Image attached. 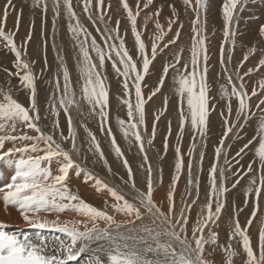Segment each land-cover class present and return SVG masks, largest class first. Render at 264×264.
Returning <instances> with one entry per match:
<instances>
[{
  "label": "snow or ice",
  "instance_id": "6c2138e0",
  "mask_svg": "<svg viewBox=\"0 0 264 264\" xmlns=\"http://www.w3.org/2000/svg\"><path fill=\"white\" fill-rule=\"evenodd\" d=\"M97 5L103 8L104 0H96ZM185 5H189L191 0H183ZM240 0H227L224 4L223 16L225 21V37L230 35L228 30L229 25L231 24L234 16V12L237 10V5ZM12 0H8V5L11 6ZM36 7H43V10L47 11V3L45 0H34ZM59 3L60 0H53V12L56 16H59ZM87 3L90 4V0H87ZM148 4L152 3V0H147ZM197 5L200 7L204 6L203 0H196ZM65 7L71 16H75V13L72 9L71 0H64ZM123 8L128 13V20L131 22V30L135 36V46L138 47L139 52L142 55V71L146 75L149 72L150 68V59L145 52V44L142 42L140 34L137 32L136 28V16L133 15L131 9L129 8L126 0H121ZM147 6V4L145 5ZM87 11V7L85 8ZM8 9L4 10V19L7 18ZM158 15V13L156 14ZM100 20L103 21L104 17L101 16ZM174 21H169V31H171V24ZM194 25L199 23L197 18L193 22ZM79 22L77 21V26L74 28L69 25V30L76 33L79 28ZM157 29H162V26L157 22ZM106 33L108 29L104 30ZM115 32L116 38H119V21L116 22V28L112 29ZM192 45L190 48V61L182 65L183 71L178 70V80L174 82L178 84L176 92L181 102V113H180V132H183L185 123L189 122L193 130H199L203 134L204 130L207 127L208 116L210 111L209 105V88L207 84V66L206 62L208 59L207 48L205 46V39L198 38L200 36L199 31L195 28L192 29ZM87 35V33H85ZM234 35V34H232ZM260 36L264 37V28L260 29ZM0 37L7 41V43L12 47L13 51H16L15 43L11 35H6L3 28L0 27ZM31 38L30 35L28 37ZM179 38V32L175 34V38L169 40L164 47H168L169 44H175L176 40ZM104 39H112L111 35H105ZM157 39H162V36L157 37ZM87 44V40L82 41L78 47L82 54V62L78 63L80 68L81 78L84 80L82 85L83 99L87 101L89 105L92 106L94 112L95 108L99 107V115L106 122L108 113L104 111L108 107V92L105 88L104 81L101 78L99 72L95 71L97 65L91 63V56L89 51L84 45ZM233 44L235 41L233 40ZM92 50L97 53L99 58V66L103 67L105 61V53L101 48L97 46L96 40L93 38L91 41ZM158 45L153 42L151 47L152 59H155ZM109 48L115 52V55L119 57V63L123 65V75L126 77L123 87L126 90L125 95L128 94L127 90L129 89V84L127 82V77L129 73H135L134 88L136 96L135 111L133 110V105L129 100H123V103L127 105V117L129 121L135 120L134 123L128 124V129L124 128L125 120H118V125L121 128L125 138L129 135V130L138 129L139 125L145 124V110H144V98L142 95L141 84L143 81L144 75H141L137 69V64L133 62L132 56L129 54L124 41L121 39L120 44L117 48L116 45H109ZM250 52H255L256 49L252 48ZM223 53V49H221ZM183 49L175 54V63L171 65H165L163 68V73L161 78L158 81V86L154 88L151 92V95L148 99H151L152 96H155L157 92L160 91V88L163 87L164 79L169 71V67L175 68L177 64H180L182 57ZM203 54V60L205 66L201 68L200 58ZM108 58L111 59V52L108 54ZM248 57L245 56V60ZM16 61L17 67L21 70H28L24 75L20 76V81L23 86L30 90L32 98V110L36 111V87H35V77L32 72L29 70L28 63L21 62V55L19 51H16ZM223 62V61H222ZM261 65H264V59L260 61ZM63 80L65 82L64 92L67 96L69 91L70 73L66 66H63ZM113 68L120 73L121 70L117 66L116 62L113 61ZM19 75V72L16 73ZM199 77V79H198ZM231 81V77H229ZM59 88V84L57 83ZM243 88V84L240 85ZM261 87L264 88V81L261 82ZM222 94H226L225 90L221 89ZM232 94L235 95L239 101L237 115L244 113L245 108L247 107L246 98L250 99L246 92H241L235 87L232 89ZM252 95H256L255 90H253ZM186 101V108L188 115L184 114L183 104ZM74 103L73 100H68L65 103V99H61L60 105L67 112L68 107ZM260 104H264V100L260 101ZM259 107V105H257ZM229 113L231 112V106H228ZM39 119V116L33 117L30 115L29 109L22 106L19 102L13 99L10 95H3V102H0V132L5 133L0 135V150L4 147V142L16 140L20 141H32L35 140V144L27 145L21 148L10 149L8 152L0 153V159H3L6 156H10L13 152H22V153H39L43 152V155H28L27 158H21L16 162V171L15 174L11 177V182L7 183L4 186H0V193H3V205L5 209L9 206L15 207L21 218L25 223L32 229L37 231L45 230L48 228H54L57 231L66 233L69 237L67 242H61L59 246L55 249H50L49 245L39 236L37 239L39 243H33V241L25 235L23 239L19 237L15 232L6 231V225L0 223V264H69L70 261L77 260L80 253L84 251V247L77 248L78 241H98V240H107L111 247L107 249H98L103 250L107 256L109 264H210V262L205 259L203 253L205 251L204 245L211 242L215 244L217 241V234L212 232L209 233V238L205 239L204 231L208 228L210 222H215L219 219V215L224 208V204L220 203L217 199L216 207L213 209L212 198L214 196L223 195L226 192V189L223 187L217 188V168L212 166L210 168V194L206 198L207 203L201 208L198 218L195 225L191 228V236L188 235V217L185 215L186 212H190L191 205H187L184 208H181L177 213L175 208L174 195L176 190V183L179 180V174L184 168V161L180 155V149H176L177 153V162L175 164V171L177 175L173 178L172 185L167 193L168 208L167 211L162 210L153 200V180H152V169L151 166L147 169V191H140L136 189L135 180L133 178L132 169L129 166L127 160H124V167L128 171L129 181H131V188L137 192V195L134 197L138 201V205L129 202L125 199L123 195L118 193L113 188L104 184L99 179H95L90 173H85L84 180L85 182L89 180H94V187L97 192L106 190L110 196L117 202L112 205L116 212L125 214L129 217L134 216L135 220H142L145 215L151 220L153 227L142 226L140 232L146 233V236H113L107 228L99 229L96 226L97 220L107 221L109 225L114 223L112 216L108 215L105 211L99 210L83 199L78 195L72 193L69 189L68 184L66 183L69 178L70 170L77 168L73 159L71 158L70 151L78 152L76 146V135L72 130V119L69 114L68 117V126H69V136L66 138L61 133V139L66 142L70 138L71 148L70 150H64L60 143H57L51 134H44L41 132V129L36 123H33V120ZM155 119L158 121L159 116H156ZM227 123V121H225ZM23 124L29 129H33L35 132L40 133L39 136L33 137L30 135H21L19 137L11 135L9 133L15 132L17 125ZM59 127L58 123L56 125ZM232 128L228 127L224 133L225 137L228 132H231ZM260 131L264 132V122L260 124ZM131 134L135 137V141L138 143L140 151H144L143 140L139 131H132ZM88 135L90 137L89 151L94 149L95 153L99 154V158L104 160V154L100 148L99 143L96 141L95 136L89 131ZM108 135H112L111 129H108ZM152 136H155V123L153 124ZM40 142H43L46 147L41 148ZM149 144L152 143L150 139ZM221 145H223V140H221ZM112 146L115 150V153L118 157H122L123 153L121 152L120 147L115 141V137H112ZM248 145H245L247 148ZM165 148H167V142L165 141ZM244 149H241L243 152ZM217 157L221 153V147H217L216 150ZM192 153L190 152L189 155ZM239 154V153H238ZM256 155L258 156L262 166H264V139H261L259 147L256 150ZM57 164V173L53 175L50 165L53 162ZM145 161H147V156L145 155ZM106 163V161H105ZM110 170V169H109ZM189 175L191 176L192 165L189 162L188 165ZM83 170H78L76 174L79 176ZM249 171H251V166H249ZM221 176L223 173L220 174ZM126 181L125 183H129ZM162 182V181H161ZM236 183H239L237 181ZM193 181L189 180V188L192 187ZM252 185L256 184L255 180L251 181ZM235 187V184L233 185ZM262 189H264V177L261 178L260 186L249 187L247 194H252L254 191L257 199L261 196ZM191 193L189 192L188 195ZM198 198V193H197ZM123 201V203H119ZM196 201L193 200L194 204ZM107 203V202H106ZM182 203H186L182 199ZM66 210H71L76 214L84 218L83 221L72 222L73 226H69V222H61L58 218L60 213L65 212ZM143 210V211H142ZM259 210L258 205L256 210L251 214V218L247 221V224L251 226L253 220L257 216V211ZM57 214V219L49 221L47 219H41V214ZM135 220L130 221L134 223ZM88 222L92 223V227H88ZM234 227L232 230V236H239L242 241L243 251L247 256V264H264V227L259 231V255L254 252L251 239L247 231L243 230L239 221L234 220ZM76 224H82L84 230H79L76 227ZM261 224L264 225V219L261 220ZM119 227V226H118ZM149 238L155 243L153 247L149 243ZM162 238L163 242H162ZM131 240L134 243L130 246L126 241ZM120 241H125L120 243ZM143 243L147 245L144 249H137L136 244ZM194 244V247H193ZM178 245L180 251L177 252L176 246ZM213 252L216 249H212ZM153 252V253H162V258L159 256L154 260H148L145 258L144 253ZM237 253L229 252L228 258L225 260V264H232L231 257L235 256ZM94 264H101L99 258H96Z\"/></svg>",
  "mask_w": 264,
  "mask_h": 264
},
{
  "label": "bare ground",
  "instance_id": "6f19581e",
  "mask_svg": "<svg viewBox=\"0 0 264 264\" xmlns=\"http://www.w3.org/2000/svg\"><path fill=\"white\" fill-rule=\"evenodd\" d=\"M29 1H33V0H29ZM45 1L48 5V9L50 10L48 14L46 13L48 11L45 12L46 15L49 17V15L51 13V16H53V14H55V13H53V5L49 4V2L52 3L53 0H45ZM73 1H75V5L78 6V9H77V7L75 9H77V13L79 14V16L82 17V20H84V18H86V20L83 21V22H85V23H83L84 25L82 24L83 28L80 26L77 29L76 33L70 31L68 28V30L71 34L70 39H68V34L66 32V29L63 27V25L62 24L57 25L55 27L56 28L55 32L58 35L59 39H56L57 40L56 44L58 45L59 49L58 48L57 49L60 50L61 54L57 53V50H55L56 48L53 49L54 51H52V48H51L52 46L50 43L49 48L51 50L50 51L48 50L47 55H46V53L44 54V52H43L41 42H40V41H43V44H44L45 39H40V38H41L42 33H43L42 28L44 27L43 26L44 24H46V28H48V30H49V28L50 29L52 28L51 27V25H52L51 18H48V19L45 18V19H47L46 22H45V20L43 21V19H41V18L40 19L36 18L37 20H35V21L30 19L29 15H27V9H29L27 7V3L24 1H21V0H16L15 3H17V5L19 7L24 8L26 10V14H25V16H23L24 18L21 19L22 20L21 21L22 31L20 32L18 37L20 40L22 39L21 41L25 42V38L23 40V37L28 36L27 33H28L31 25L35 22V25H36L34 27L35 30L33 29V31H35V37H34L33 41L30 43L31 48H29V47H27V48L30 49L29 51H30L31 55H33L36 59H38L37 70L42 72V69L44 67H47V66L49 67V65H50V67L52 69V71H51L52 73L50 72L51 75L49 74V76L45 77V79H43L44 76H41L42 77L41 79H39L37 77V79L34 80L35 87H36L35 100L38 101L39 106L38 107L36 106L37 110L33 111L32 110V98H31L30 90L29 89L26 90L27 88H25L23 86V84H20L17 82H11L10 83L11 80L15 79L14 75L16 76V71L14 69L17 67V61H16V55L13 56L14 53L16 54V51H13L12 47L7 48L3 53H0V102H3V95L8 94L13 99H15L17 102H19L22 106L29 109L31 116L36 117L38 115L39 119L38 120L34 119L33 123H36L39 126L42 133H44L46 135H48V134L53 135L56 142L60 143L64 150H70V148H71L70 138L68 139L67 142L65 140L61 139V133H63V136L66 138L69 136L68 117L70 114L71 119H72V130L74 131V133L76 135V146L78 149V152L70 151L71 158L73 159L75 164L78 166L77 168H74V169L70 170V172H69V178H68L66 183L68 184L70 191L72 193L78 195L81 199H83L85 202H87L91 206H93L99 210H103L108 215L113 217L115 222L112 223L111 225H109V223L107 221L97 220L96 226L99 229L107 228L108 231L113 236H118V235L137 236V237L141 236V235L146 236V233L140 232V228L142 226L153 227V225L151 224V220L149 219V217L147 215H145L142 220H135L134 216L129 217L125 214L116 212L115 209L112 207V205L117 203V202L110 196V194L106 190H103L101 192H97L95 187L93 186L94 180H89L87 182H85V180H84L85 173H90L95 179H99L104 184L108 185L109 187L113 188L118 193L123 195L126 200H128L129 202L134 203L137 206H139L138 201H136L134 199V197L137 195V192L131 188V186H130L131 181H129V176H127L125 174V172L120 169L122 167V165L120 164V161H119L120 158L116 155L115 150L112 146V137L116 136L115 135V132H116L117 137H115V141H116V143H117V141L119 142V144L117 143V145L123 149V151H121V152L126 155L127 161L129 162L130 166L132 165V168L134 169L133 172H135V175H136V181H135L136 189H138L140 191H144V192L147 191L146 177H147L148 173H147V170L144 168L145 166L143 164V161H144L143 156L141 153H140V156L137 155L136 149L134 147L136 145L135 139L132 140L134 146L131 144V141L129 139L131 136V132L133 130H129V135L127 136V138H125L123 132L121 131L120 126L118 125V121L116 120L117 117H116V113L114 110L111 109V119H110L109 123H106L107 121L105 122L104 120H100L101 118L99 115V112H100L99 107L95 108V110L93 112L92 106L89 105L85 99H83L82 85L84 84V80L81 78L80 68L78 67V63L82 62L81 61L82 60V54L80 52V48L78 47V45H80V43L82 41H84L83 38H86V40H87V44H85L84 47L88 48L89 54L91 56V60H93V59L97 58V53L95 51H93L92 47H91V41L93 40V38L96 40L97 46L99 48L104 47V43H106V42L103 43L102 39L108 33L109 35L112 36V39H110L111 45L114 44L116 46H119L120 41L122 39V36H125L123 29L126 27L131 28V22L128 19L126 20L128 13L123 8V6L121 4V0H106L102 9H101V7H99L97 5L96 0H91L90 4H89L90 5V11H85L82 9L81 5L79 6V4H82V5L84 4V0H81V1L80 0H73ZM78 1L80 3L77 5ZM221 1L222 0H212V5L214 8L209 10L210 19L203 20L201 22V25L199 24L197 26V29H199L201 31L200 36L198 38H204L205 39V46L209 50V53L207 51V56L210 54L209 55L210 58H208V60L206 62L207 71H208L207 78L209 81V85L211 87L215 88L216 90L218 89V83L212 82L211 78L218 80L219 79L218 76L222 72V69L220 67L219 54H220V50H221L222 38H223L225 30H226V28L221 25V22L224 21V18L221 17L220 8H219V6H216L218 4V2H221ZM4 2H5V0H4ZM60 2H62V5H60L61 7L59 6L58 21L63 18V15L61 12L67 11L65 4H64V1L60 0ZM126 2L128 3L129 8L131 9L133 15H136L137 14L135 12L136 7H132V6H134L135 2H138V0H126ZM177 2H179V0H169V3L173 6L174 9H175V5H177ZM242 2H244V4L242 3L243 8H241L239 10V18H238V21L236 24L238 27H237V29H233V30L237 34L248 35L250 37H244L243 40H237L233 36V40L235 41V44H233V41L231 44H229L230 45L231 62L228 64V70H227L228 75L230 77L235 75V71H236L237 67L239 66V64L241 65L244 63V59H243L244 51L248 57H250L251 55L254 57L258 56V59H260L259 54L248 53L247 49L249 48L250 45L245 44L244 42L255 43L257 48H263L264 49V37L260 36V29L264 28V0H244V1L242 0ZM182 4H184V3L182 2ZM7 6H8V4H7ZM195 7H196V10L198 11V14H200L204 11V7H200L199 5L198 6L195 5ZM170 11L171 10L166 11V12H170ZM14 12H15V10H14ZM16 12H18V11H16ZM42 12H40V13H42ZM92 12L95 14V18L94 17H93L94 19L89 18L90 19V21H89V19H88L89 16H87V15L92 14ZM187 12L188 11H185L183 13H179V16H180V18L184 24H181L180 20L178 19L177 23L171 24V31H169L168 30L169 29V23H167L168 28L165 30L168 32V33H166V35L168 36V39L166 40L165 44L169 40L174 39L175 34L177 32H179L180 38H179V40L178 39L176 40L175 44H169L168 47H164V46L162 47L163 50H165L166 53L169 55V57L162 59L163 61H168L169 59H174L173 60V64H174L175 63V54L177 52H179L181 49L184 50L185 48H187L186 43L190 39V37L192 36V28L191 27H192V21H193V19H192V20L187 22V20H186ZM7 14H8V12H7ZM98 15L100 17L103 16L104 20L103 21H96V17L99 18ZM12 16H14V15H12ZM38 16H39V14H38ZM41 16H42V14H41ZM76 16H77V14H76ZM79 16L76 18H79ZM137 17H139V15L136 16V19H137ZM250 17L253 20L250 19ZM16 18L17 17H15V19ZM76 18L74 16L73 22H72V27H74V28L77 26V24H76L77 19ZM150 18H151V21H154L155 23L160 22L159 19H157V17L152 19V16H150ZM140 20L141 21L138 23V26L136 27L137 32L139 33V31H140V33H139L140 36L141 37L143 36V33H145L144 28H146V30H147V27H148V32L146 33L147 38L152 33L155 36V33L158 31V29L156 28V24L150 22V27H149V26H145V23L147 22V19L145 17H142V18L140 17ZM212 20H214L216 22H215V25L211 24V26H210V22ZM6 21H5L4 25H6ZM92 21H93V23H92ZM117 21H119V26L121 25V31H120L121 33L119 35V38H116L117 34L112 31V29L116 28V22ZM19 22H20V20H19ZM110 22H113L114 26L109 25ZM121 22H122V24H121ZM9 24L12 25L11 22H9ZM53 25H55V24H53ZM55 28H54V30H55ZM84 28H85V30H84ZM105 28L108 29L107 33L104 31ZM4 30H5V28H4ZM161 30H163V28L160 29V31ZM30 31L32 32V30H30ZM51 31H53V30L51 29ZM45 32H47V29L45 30ZM17 33H19V31ZM85 33H87V35H85ZM127 33L128 32H126V35H127ZM50 35H51V33H50ZM51 36H53V35H51ZM49 39L51 40V38H49ZM52 39H53V37H52ZM54 41H55V39H54ZM103 41H105V40H103ZM227 41H228V37H227ZM47 42H50V41H47ZM53 43H55V42H53ZM127 43L129 44V47L132 48V52H133L134 51L133 44L130 41H127ZM206 43L208 45H206ZM62 46H64V49H62L63 48ZM27 48H25V49H27ZM28 49H27V51H28ZM62 50H64L63 54H65V57H63V58L60 56V55H62V52H63ZM157 50H158V47H157ZM10 51H13L14 53L12 52L13 53L12 54ZM27 51H26V53H27ZM51 53L58 55V58L55 60ZM111 53L114 54V52H111ZM248 54H250V56ZM44 55H45V57H44ZM148 57L151 60V56H148ZM202 57H203V54L201 55V58H200L201 68H203L205 66V62L202 59ZM114 58L116 59V56ZM189 58H191L190 50L188 53V60L183 57V61L179 65H177L175 68L169 67V73H167V75L164 79L166 82V84L164 86L165 88L163 91L161 90L162 95L159 93L161 96L157 95L156 98H154L153 101L151 100L152 102L148 103L146 106V110H145V115H146L145 119L146 120H145V124H143L142 126H139L140 132H142V127H144L145 130L153 129V125L150 123L152 108L154 107V105H156L158 103L159 96L161 99L166 91L172 90L170 88V86L168 85V81L171 79V75L175 72L178 74V70L183 71L182 65H184L185 63H189ZM24 59H28V56L24 57ZM28 60L30 61V64H31L32 61L30 60V58ZM111 60H110V62H111ZM22 61H24V60H22ZM253 61H251V62H253ZM92 62L94 64L96 62V64L98 65L97 61H95V62L92 61ZM115 62H117V61H115ZM106 63H107V61H106ZM154 63H155L154 70L155 71L159 70V72H158L159 74L156 76L154 70L152 69L153 70L152 76H150V77L148 76V78L146 80V86L148 84L147 87H149V88L147 90H145L143 88V90L145 92H149L152 89L156 88V85H154L155 80H157V82H158L159 79L161 78L160 76L163 73L164 62L160 64L159 60L155 59ZM254 63L256 64V62H254ZM62 65L66 66L68 68L69 73H70V79L71 80L74 79L73 81H75V83H73L72 81L71 82H72V84H74V89H75L76 96L78 99V101H77L78 107L71 105L70 107H68L67 112L60 105L61 99H65V103H67L66 101L69 98L68 94H67V96H65V92H64L65 82L63 80V67H62ZM32 66H33V64H31V69H32ZM35 66H36V63H35ZM104 67H106V65ZM252 67L253 66L247 62V64L241 69V74L248 73ZM96 68L99 71V68L98 67H96ZM7 69L11 72V74H9V71ZM97 69H95V70H97ZM112 70H114V69H112ZM109 71H110V68H109ZM110 72H111V75H113L114 72L113 73H112V71H110ZM106 73H109V72H106ZM101 74H103V72ZM149 74H151V72ZM105 75H107V74H105ZM111 75L108 74L109 78ZM115 75H116V73H115ZM20 76H22V75H20ZM20 76H19V78H20ZM119 76H120V74H119ZM116 77L118 78V76H116ZM50 78H51V81H53V83L51 85V88L48 89L47 88V84H48L47 81ZM248 79L250 81H252V76L246 75L245 80H248ZM116 80H117L116 78L112 79L113 83ZM117 81L119 83H122L119 80H117ZM57 83L59 84V88L57 87ZM113 85H114L113 89L117 90V93H118V91H120V88L117 87L116 84H113ZM149 85H151V86H149ZM152 85H154V86H152ZM107 86H108V84H107ZM71 88H72V86H71ZM105 88H106V84H105ZM70 95H71V93H70ZM251 99L257 100V101L259 100V99H254L253 97ZM76 108L78 109V111L76 110ZM120 116L124 117V114H122L121 107H120ZM254 116H256V113H251L248 116V119H250ZM214 117H215V119H213ZM214 117L208 118V122H207L208 129H205V131L203 133V134H207V135L209 134V136L212 135V139L216 136V132L218 131V129L220 128V125H221L220 118L218 116H214ZM256 122H257L258 128H259L260 124L262 122H264V120L259 119V120L254 121L252 124H254ZM57 123H58L59 127L56 126ZM128 124H129L128 122L125 123V125H124L125 129H128ZM109 128L111 129V133H112L111 136L108 135V129ZM166 129H167L166 126L161 122H159L157 124V128L155 127V130L159 131L161 134L166 132L167 131ZM206 130L208 131L207 133H206ZM89 131L95 136L96 141L99 143L100 148L104 154V160H101L99 158V154L95 153L94 149L92 151H89V143H90V137L88 135ZM188 131H189V128L187 127V132ZM4 134L5 133L0 132V135H4ZM9 134L17 136V137H19L21 135H30L33 137L40 135V133L35 132L33 129L27 128L23 124H18L16 131L9 133ZM35 143H36L35 140H32V141L16 140L15 142L6 140L4 142L3 149L0 150V153L8 152L10 149L21 148V147L31 145V144H35ZM39 146L41 148L46 147V145H44L43 142H40ZM146 149H148L151 152H156L159 154H162V152H163V149L159 146L147 147ZM225 152H226V147L223 146L221 153L224 154ZM37 154L43 155L44 153L43 152H39V153L29 152V153L25 154L22 152H19V153L13 152V153H11L10 156H6L3 159H0V186H4L7 183L11 182V177L15 174V171H16V162H18L19 159L27 158L28 155L35 156ZM105 161H106V163H105ZM176 162H177L176 160H169L164 155V157L162 159H159V161L157 162V171L159 173L165 172V175H166V172H168L169 169L175 170ZM50 168H51L53 175L58 174L57 173V164L55 161L50 165ZM81 169L83 171L78 176L76 174V172L78 170H81ZM168 176L170 177L171 174L169 173ZM165 178H167V177L165 176ZM189 179L191 180V177H189ZM252 180H255V179L252 177L246 178L244 180V183L239 186L238 193H237L238 200H236L235 202H239L240 204L237 205V207H240L243 204L242 203L243 201L241 199V195H242L243 190L248 186H255L257 184V181L255 180L256 184L252 185L251 184ZM126 181H129V183L126 184L125 183ZM193 182L195 185L194 186V189H195L197 183L195 182L194 179H193ZM188 189H189V191H191L192 188H188ZM167 193L168 192H167L166 188L162 184L158 185V182L156 180H153V200L159 206H161L162 210H164V211H167V208H168V201L166 198ZM192 201H193V198L190 197L187 201V205L192 204ZM119 203L122 204L123 201H121ZM205 204H206V202L202 201L200 203L198 211L192 217H190L191 214L189 212L185 213V215L188 217V229H189L188 235L189 236H191V228L195 225L196 220L198 218V214L200 213L201 208ZM182 205L183 204H181V203L175 202V208H176L177 213L182 208ZM247 206H249V205H247ZM229 216H230V211L228 208L224 211L222 216H220L219 222L217 223L218 220H216L215 222H210L208 228H206L204 232L208 235L209 233H212L211 232L212 230H215L216 234L219 236V239H220L221 238V229L220 228L222 226V232L223 233L227 232V237H228V239H230L229 235H230V233H232L234 225H231L230 223L228 224ZM58 218L61 222H65V221L69 222L70 227L73 226L72 222H78V221L84 220V218L82 216L76 214L75 212H73L71 210H66L63 213H60ZM41 219H47L49 221H53V220L57 219V214H55V213L41 214ZM133 220H135V222L131 223L130 221H133ZM244 222L247 226V220H245ZM0 223H3L4 225H6V229H5L6 231L15 232L16 234L19 235V237L21 239H23V237L25 235H27L33 241V243H39V240L37 239V237L39 236L40 239H43L49 245L50 249H55L59 246V244L61 242H67L69 240V237L67 236L66 233L57 231L54 228H48V229L40 230V231H37L36 229L30 228L25 223V221L21 218L18 210L15 207L9 206L7 209H5V207L3 205V193H0ZM239 223H241V222H239ZM259 224H260V219H259V217H256V219L252 222L251 226H248L249 227L248 233L251 236H253L254 238L257 237ZM218 225L219 226L221 225L220 228ZM225 225H229L227 229L224 227ZM76 227H78L79 230H81V231L84 230L82 224H76ZM88 227L89 228L92 227L91 222H88ZM218 236H217V239H218ZM207 237L205 236V238H207ZM163 239L164 238H162V242H163ZM240 240H241V238L239 236H234L232 240H229L230 242H232L231 244H229L225 240H220L219 245L214 244L215 246H212V247H207V246L204 247L207 250L204 251L203 255H204L205 259H207L210 262V264H214V262H212L213 258L215 259V261H218L221 258L219 251L222 249V247L224 249L229 250L231 246H235V244ZM124 242L125 241H120V243H124ZM126 242L130 246L134 243V241H131V240H128ZM149 243L153 247H155V243L153 241H151L150 238H149ZM84 245H87V247H85L84 251L79 254L77 260L70 261L69 264H94V261L96 258H99V260L101 261V264H109V261L107 259L105 252L103 250H98L101 248L107 249V248L111 247V245H109V242L107 240L78 241L76 247L77 248L84 247ZM175 246H176L177 252H179L180 251L179 246L178 245H175ZM145 247H147V245H145L143 243L136 244L137 249H144ZM193 247H194V245H193ZM212 249H216V251L213 252ZM211 252H212V254H211ZM144 255H145V258L148 260H154L158 256L160 258H162V253L147 252V253H144ZM236 256L237 255H235L233 257L235 258ZM234 262H235L234 264H238L237 261H234Z\"/></svg>",
  "mask_w": 264,
  "mask_h": 264
},
{
  "label": "rangeland",
  "instance_id": "374dc122",
  "mask_svg": "<svg viewBox=\"0 0 264 264\" xmlns=\"http://www.w3.org/2000/svg\"><path fill=\"white\" fill-rule=\"evenodd\" d=\"M21 1H24L27 3V7L29 8V9H27V15H29L30 19L35 21L38 18L39 19L41 18V19H43V21L45 20V22H46V20L48 18H51L52 25L55 24L53 26L51 25V27H52L51 29L53 31H51L50 28L48 30V28H46V24H44V25L42 24L44 26V27L42 26L43 27L42 32L44 34L42 33V36L40 39H45V42L43 44V41H40L41 46H42L44 54L46 53V55H47V51L51 50L49 48L50 43L52 46L51 47L52 51H54L53 49L56 48L55 50H57V53H60V50H58L59 47L56 44V41H57L56 39H59V37L55 32L56 31L55 27L57 25L62 24L63 27L66 29V32L68 34V39H70L71 34H70L68 28H69V25L72 26V22H73L74 17L69 15L68 11H63V12H61L63 15V18L58 21V16H56L55 14H53V16H51V13H50L49 17L46 15V13L48 14L50 11L48 9V7H47L48 12L45 13L42 6L41 7L35 6L34 0L33 1L21 0ZM105 1L106 0H104V3H105ZM3 2H4V0H0V27H2L3 30L5 28L4 32L6 35L12 36V39L15 42L16 51L19 50V52H21L20 53L21 62L29 64V70L32 72L33 76L35 77V80L37 79V77L39 79H41L42 78L41 76H44L43 79H45V77L49 76V74L51 75V73H52L51 72L52 69H51L50 65H49V67L48 66L44 67L42 69V72L38 71L37 70L38 59H36L33 55H31V53L29 51L30 49L27 48V47L31 48L30 43L33 41V39L35 37V31H33V29L35 30L34 27L36 26L35 22L31 25V27L27 33L28 36L23 37V40L25 38V42L21 41L22 39L20 40L18 35L22 31V27H21L22 26V24H21L22 20L21 19L24 18L23 16H25L26 10L24 8L19 7L17 5V3H15L16 0H12V3L14 2L13 4L11 3L12 6H9V5L7 6L8 0H5L4 3ZM182 2H183V0H179V2H177V5H175V9L169 3V0H152L151 4H148L147 0H138V2H135V5L132 6V7H136L135 12L139 13V17H137V19H136V27L138 26V23L141 21L140 17L141 18L145 17L147 19L145 26H149V27H150V22L156 24L154 21H151L150 16H152V19L155 17H157V19H159V21H160L159 24L162 26L163 30L160 31V29H158V31L155 33V36L152 33L147 38L146 33L148 32V27H147V30H146V28H144L145 33H143V36L141 37V39H142V42L145 44V52L148 56L152 57L151 47H152L153 42H155L158 45V50L156 52L155 59H158L160 64L164 62L163 67L165 65L173 64V60H174V59H169L168 61L162 60L164 58L169 57V55L166 53V51L163 50V48H162L165 45L166 40L168 39V36L166 35V33H168V32L165 30L168 28L167 23H169L170 20L174 21V23H177V21L179 19L180 23L184 24L182 22L180 16H179V13H183L185 11H188L187 16H186V20L188 22V21L193 19L191 28L193 29V27L195 26V28L197 29V26L199 24L201 25V22L203 20L210 19L209 10L214 8L212 5V0H203L204 11L202 13L198 14V11L196 10V7H195V5L198 6L196 3V0H191V3L189 5L182 4ZM226 2H227V0H222L221 2H218V4L216 5V6H219L220 12H221V17H223V18H224L223 9H224V4ZM60 3H59V6L62 5V2H60ZM79 3L80 2L78 1L77 5ZM242 3L244 4V2H242V0L238 3L237 10L234 12L233 20H232L231 24L229 25L228 30L230 32V35L228 36V41H227V37H225V35L222 38L221 49H223V53L220 50V54H219L220 67L222 69V72L218 76V78H219L218 80L211 78L212 82L218 83V89L217 90L209 85V81L207 78V84H208V88H209V97H210V99H209L210 111H209L208 118L209 117L213 118L214 116H218L220 118V121H221L220 128L216 132V136L213 139H212V135L209 136V134L208 135L207 134H201V132L199 130H193L191 128L190 118H189V122L185 123L184 128H183V132L182 133L180 132V113H181L182 105L180 102V98L178 97V94L176 92V89L178 88V84H176L174 82L175 80H178V78H179L178 74L176 72L171 75V79L168 81V85L170 86V88L172 90L166 91L164 93L163 97L160 99V96L162 95L161 90L162 91L164 90V88H165L164 86L166 84V82L164 80L163 87L160 88V91L157 92V94L155 96H152L151 99H148V97L151 95V92L153 89L149 92H145L143 90V88L145 90H147L149 88V87H147L148 84L146 86V80H147L148 76L149 77L152 76V73H153L152 71L154 70V67H155V63H154L155 59L153 60L151 58V60H150L151 65H150L148 74L150 72H151V74L145 75L142 71V55L139 52L138 47L135 46V36L133 35L130 27H126L123 29L125 36H122V40H124L125 46L129 52V54L133 58V62H135L137 64L138 71L140 72L141 75H144L143 81L140 82L142 95H143V98L145 101L144 110H146V106L148 103L152 102L154 100V98H156L157 95L161 94L159 96L158 103L156 105H154V107L151 110L150 123L152 125L155 123V127L157 128V124L159 122H161L167 128L166 129L167 131L162 133V134L159 131L155 130L154 138L152 136L153 129L145 130L144 127H142V132H140L139 126H142V125H139L138 129L133 130V131H139L140 135L142 137V140H143L144 151L141 152L139 145L136 141H135L136 145L135 146L133 145L132 140L135 139V137L131 134V136L129 138L131 141V144L136 149L137 155L140 156V153L142 154L143 159H144V161H143V164L145 166L144 168L147 170L149 168V166H151L152 179L156 180L158 182V185L162 184L168 192L170 189V186L172 185L173 178L177 175V173L174 169H169L168 172H166V175H165V172L159 173L157 171V162L159 161V159H162L164 157V155L169 160H176L177 161L176 149L177 148L180 149V155L182 156L183 161H184V168H183L182 172L179 174V180L176 183L174 201L183 204L182 208H184L185 206H187L188 199L190 197H192L193 200L196 201L194 204L193 203L190 204L191 210L189 213L191 214L190 217H192L198 211V208H199L200 203L202 201H205L207 203L206 198L210 194V168L212 166H215L217 168V173H216L217 188L223 187L226 189V192L223 195L214 196L212 198V201H211L213 209H215V207H216L217 199L219 200L220 203L224 204V208L219 215V219H218L217 223L220 220V216H222L224 211L229 208L230 216H229L228 224L230 223L231 225H234L233 221L238 220L239 222H241L240 225H241L242 229L247 231V233H248V231H249L248 226L249 225L247 224V226H246L244 221L245 220L248 221L251 218L252 212L254 210H256L257 205H258L259 210L257 211L256 217H259L260 224H259V228H258L257 237L254 238L249 233L248 234L250 236L254 252H256V254L259 255V251H260V249H259V231L261 230L262 227H264V225L261 224V220L264 219V189H262V193H261V196L259 197V199H257V197L255 196L254 191L252 194L246 195V193H247L249 187H252L253 189H255V187H259L261 178L264 177V166H262L258 156L256 155V150L259 147V143H260L261 139H264V132L260 131V127L258 128L257 122L252 124L256 120H259V119L264 120V104H260V101L264 100V88L261 87V82L264 81V65L260 64V61L262 59H264V49L263 48H257L255 43H248V42L243 41L245 44L250 45L249 48L247 49L248 53H253V54L257 53L260 55V59H258V56L254 57L252 55L250 56V54H248L250 56V57H248L244 51V53H243L244 54L243 55L244 63L241 65L239 64V66L237 67V69L235 71V75L231 77V81H229L230 76L228 75V72H227L228 64L231 62L230 45L229 44L232 43L233 36L237 40H243L244 37H250L248 35L237 34L233 30V29H237V27H238L236 24H237V21L239 18V10L241 8H243ZM49 4L53 5V1H52V3L49 2ZM71 4H72L73 12H75V18H76L79 16V14L77 13L78 6L75 5V1H73V0H71ZM146 4H147V6H145ZM80 5L82 6L83 10H85V8L87 7V11H90V5H89V3H87V0L86 1L84 0V4L83 5L79 4V6ZM76 7H77V9H75ZM5 8L8 9V14H7V18H6L7 21L4 19ZM14 10H15V12H14ZM169 10H171V11L166 12ZM16 11H18V12H16ZM40 12H42V13H40ZM157 13H158V15H156ZM38 14H39V16H38ZM41 14H42V16H41ZM76 14H77V16H76ZM12 15H14V16H12ZM87 16H89L88 19L89 18L90 19L95 18V14L93 12H92V14H88ZM15 17H17V18L15 19ZM45 18H47V19H45ZM197 18L199 20V23H196L194 25L193 22L196 21ZM76 19L78 20L79 23L81 22L80 23L81 25L79 24V26H81V27L84 25L83 23H85L83 21L86 20V18H84V20H82L81 16H79V18H76ZM90 19H89V21H90ZM127 19H128V16H127L126 20ZM250 19H252V18L250 17ZM19 20H20V22H19ZM77 20H76V24H77ZM5 21H6V25H4ZM96 21H101L100 16H99V18L96 17ZM9 22H11L12 25H10ZM215 22L216 21L212 20L210 22V26H211V24L215 25ZM92 23H93V21H92ZM121 24H122V22H121ZM109 25L114 26L113 22H110ZM221 25L223 27H225V21L221 22ZM54 28H55V30H54ZM119 28H120L119 29V35H120L121 25L119 26ZM46 29H47V32H45ZM30 30H32V32ZM84 30H85V28H84ZM197 30L199 31V33H201V31L199 29H197ZM18 31H19V33H17ZM126 32H128L127 35H126ZM50 33L53 36H51ZM139 33H140V31H139ZM29 34L32 37L30 39L28 38ZM232 34H234V35H232ZM106 35H109V34L107 33ZM160 36H162V39H157V37H160ZM192 36H193V31H192ZM192 36L190 37V39L186 43L187 48H185L183 50L180 63L183 61V57L188 60V53H189V50H190L191 45H192V39H191ZM52 37H53V39H52ZM49 38H51V40ZM179 38H180V36H179ZM179 38H178V40H179ZM54 39H55V41H54ZM83 39H84V41L86 40V38H83ZM103 40H105L104 37L102 39V42L103 43L106 42V43H104V47H100L103 50V52L105 53V57H106L103 67L99 66L100 62H99L98 56L96 59L91 60V63H93L92 61H94V62L97 61L98 65L96 64V62H95V64L99 68V71L97 68H96L97 70H95V71L99 72V74H101L103 72V74H101L100 76H102L101 78L104 81V85L106 84V90H107V92H109L108 93V107L109 108L107 107L106 109H104V111L108 113L106 123L110 122L111 109L115 111L117 121L120 119H123V120H125V122L134 123L135 120H133V121L128 120V117H127L128 108H127V105H125L123 103V100H129L130 103L133 105V110L135 111V104L137 102L136 96H135V88H134L135 73H129V76L127 77L129 89L127 90L128 94L125 95L126 90L123 87V83H124L126 77L122 74L123 73V65H121L119 63V57H117L115 55V52L109 48V45H111V40H107V41L106 40L103 41ZM47 41H50V42H47ZM127 41H130L133 44V46H134L133 52H132V48L129 47V44L127 43ZM53 42H55V43H53ZM112 45H114V44H112ZM206 45H208V44L206 43ZM62 47H63L62 49H64V46H62ZM7 48H11V46H9V44L7 43L6 40H4L2 37H0V53H3ZM25 48H27L28 51ZM117 48H118V46H117ZM252 48H255L256 51L250 52L249 50ZM26 51H27V53H26ZM62 51H63L62 55H60V56L63 58V57H65V54H63L64 50H62ZM207 51L209 53L208 48H207ZM10 52L12 53L13 51H10ZM110 52H114V54L111 53V59L112 60L107 58L108 54ZM15 55L16 54L14 53L13 56H15ZM209 55H208V58H210ZM27 56H28V59L30 58V60L32 61V63H31V64H33L32 69H31L30 61L28 59H24V57H27ZM52 56L55 60L58 58V55H56V54H52ZM115 56H116V59L114 58ZM245 56L248 57L246 60H245ZM44 57H45V55H44ZM202 59H203V57H202ZM22 60H24V61H22ZM110 60H111V62H110ZM106 61H107V63H106ZM113 61H117L116 64L121 70L120 73H118L114 68H112L113 67L112 66ZM189 61H190V58H189ZM251 61H253V62H251ZM247 62L250 63L253 67L251 68V70L248 73L241 74V69L247 64ZM254 62H256V64ZM35 63H36V66H35ZM105 65H106V67H104ZM177 65H179V64H177ZM109 68H110V71H112V73L114 72L113 75H111ZM112 69H114V70H112ZM14 70L16 71V73L19 72V75H16V76L14 75L15 79L11 80L10 83L11 82H17V83L22 84L19 76L24 75L25 72L28 70H21L18 67H16ZM105 71L109 72V73H106ZM154 72H155L156 76L159 74L158 73L159 70H157V71L154 70ZM115 73H116V75H115ZM168 73H169V71H168ZM207 73H208V71H207ZM9 74H11L10 71H9ZM105 74H107V75H105ZM108 74L111 75L110 78H109ZM119 74L121 77L119 76ZM246 75L252 76L253 82L250 81L249 79L245 80ZM116 76H118L119 79ZM114 78H116L117 80H119L122 83H119L117 80L113 83L112 79H114ZM198 79H199V77H198ZM73 80L70 79V81L75 83V81H73ZM72 82L69 85V91H68L69 98L67 99V101L73 100L74 103H72L71 105L78 107V102H77L78 99H77L76 92L74 89V84H72ZM47 83H46L47 88L48 89L51 88V85L53 83V81H51V78L47 81ZM107 84H108V86H107ZM113 84H116L117 87L120 88V91H118V93H117V90L113 89V87H114ZM241 84H243V88L240 87ZM154 85H156V87L158 86L157 80H155ZM154 85H152V86H154ZM71 86H72V88H71ZM149 86H151V85H149ZM233 87H235L237 90H239L241 92H246L248 94V96L251 98L253 97L254 99H259L257 101V100H252L251 98L250 99L246 98L247 107L245 108L244 113L239 115V116L237 115L239 101H238L237 97L232 94ZM222 88L225 90L226 94H222V92H221ZM26 90H28V89H26ZM253 90H255L256 95H252ZM70 93H71V95H70ZM229 105L231 106V112L230 113H229V108H228ZM257 105H259V107H257ZM36 106L37 107L39 106L38 101H36ZM120 107L122 110V114H124V117L122 116L123 118L120 116ZM76 110L78 111L77 108H76ZM183 110H184V114L187 116L188 112H187V108H186V101L183 104ZM251 113H256V116L248 119V116ZM156 116H159L158 121L155 119ZM100 118H101V116H100ZM145 118H146V115H145ZM213 119H215V117ZM100 120H103V119L101 118ZM225 121H227V123H225ZM187 127L189 128L188 132H187ZM228 127H231L232 131L228 132L227 136L225 137L224 133L226 132ZM206 129H208V125H207ZM207 132L208 131L206 130V133ZM115 135H116L115 137H117L116 132H115ZM150 139L152 140L151 144L148 143V141ZM221 140H223V145H221V143H220ZM165 141L167 142V148H165ZM117 143L119 144L118 141H117ZM245 145H248V147L245 148ZM154 146L161 147L163 149L162 154H159L156 152H151L148 149H146L147 147H154ZM223 146L226 147V152L224 154L220 153V155L217 157L216 152H215L216 148L221 147V152H222ZM120 149H121V151H123V149L121 147H120ZM241 149H244V151L241 152ZM190 152L192 153L191 155H189ZM145 155L147 156V161H145ZM119 158H120V160H119L120 164L122 165V167L120 169L123 170L125 172V174L128 176V171L124 167V163H123L124 160H127L126 155L123 153L122 157H119ZM189 162H191V165H192L191 176L189 175V170H188ZM128 164H129V162H128ZM129 166H130V164H129ZM249 166H251V171H249ZM130 167L132 169L133 178L136 181V175H135V172H133L134 169L132 168V165ZM169 173L171 174L170 177L168 176ZM221 173H223L222 176L220 175ZM165 176L167 178H165ZM188 176L191 177L192 181L194 179L195 182L197 183L196 188L194 189L195 185L193 182L192 187H191L192 188L191 191H189V189H188L189 188V180H190ZM249 177L254 178L257 181V184L255 186H248L243 190L242 195H241V199L243 201L242 202L243 204L240 207H237V205L240 204L239 202H235L236 200H238L237 193H238L239 186L242 185L244 183V180L246 178H249ZM237 181H239V183H236ZM234 184H235V187H233ZM189 192L191 193L190 195H188ZM197 193H198V198H197ZM182 199L185 200L186 203H182ZM247 205H249V206H247ZM220 226H219V228H220ZM228 226L229 225H225L224 227L227 229ZM220 229H221V238L219 239V236L217 235L219 240L217 239L215 244L219 245L220 240H225L229 244H231L232 242H230L229 240L233 239L232 233H230V235H229L230 239H228L227 232L226 233L222 232V226ZM211 232L216 233L215 230H212ZM204 236L209 237V234L207 235L204 232ZM207 238H205V239H207ZM209 243L208 244L206 243L204 245V247L215 246L211 242H209ZM205 250H207V249L205 248ZM229 252L237 253L236 254L237 256L235 258L231 257L232 264L235 263L234 261H237L238 264H247V256H246V253H244V251H243V246H242L241 240L238 241L235 244V246H231L229 250L224 249L222 247V249L219 251L221 258L218 261H215V259L213 258L212 262H214V264H225V260L228 258ZM211 254H212V252H211Z\"/></svg>",
  "mask_w": 264,
  "mask_h": 264
}]
</instances>
